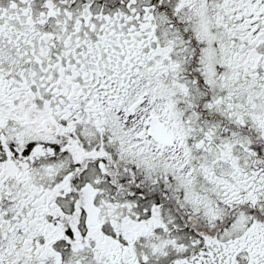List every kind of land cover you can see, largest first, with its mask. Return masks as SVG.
Segmentation results:
<instances>
[{
	"label": "snow or ice",
	"instance_id": "snow-or-ice-1",
	"mask_svg": "<svg viewBox=\"0 0 264 264\" xmlns=\"http://www.w3.org/2000/svg\"><path fill=\"white\" fill-rule=\"evenodd\" d=\"M0 264H264V0H0Z\"/></svg>",
	"mask_w": 264,
	"mask_h": 264
}]
</instances>
